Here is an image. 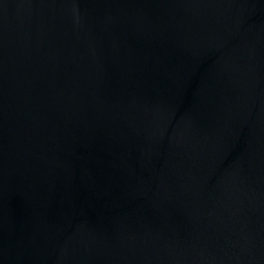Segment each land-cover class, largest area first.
<instances>
[{"label": "water", "instance_id": "water-1", "mask_svg": "<svg viewBox=\"0 0 264 264\" xmlns=\"http://www.w3.org/2000/svg\"><path fill=\"white\" fill-rule=\"evenodd\" d=\"M0 264H264V0H0Z\"/></svg>", "mask_w": 264, "mask_h": 264}]
</instances>
